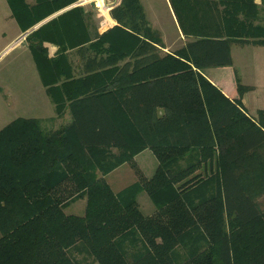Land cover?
<instances>
[{
    "label": "trees",
    "instance_id": "16d2710c",
    "mask_svg": "<svg viewBox=\"0 0 264 264\" xmlns=\"http://www.w3.org/2000/svg\"><path fill=\"white\" fill-rule=\"evenodd\" d=\"M70 1L8 0L26 27ZM170 2L179 20V8L194 7ZM202 7V32L181 21L194 38L171 53L140 0H121L116 25L92 38L71 28L81 8L27 36L57 118L70 120L52 128L54 120L17 117L0 129V264H75L69 251L79 247L100 264H238L234 245L247 233V256L264 264V209L241 176L264 168V110L250 117L248 86L237 81L231 99L199 71L231 65L233 42L264 44V0ZM82 17L90 29L91 14ZM44 40L57 42L55 57ZM69 48L82 60L77 75ZM145 148L158 161L151 176L133 159ZM124 162L137 179L114 191L105 175ZM141 191L154 212L140 209ZM78 198L83 214L66 212Z\"/></svg>",
    "mask_w": 264,
    "mask_h": 264
},
{
    "label": "crops",
    "instance_id": "0c3cea01",
    "mask_svg": "<svg viewBox=\"0 0 264 264\" xmlns=\"http://www.w3.org/2000/svg\"><path fill=\"white\" fill-rule=\"evenodd\" d=\"M112 1L114 3V6L110 9L109 15L107 17V21L110 25L107 28L101 29L98 27V22L95 18V8L91 0H83V2H81L80 0H71L66 5L53 10L47 16L43 17L39 21L27 27L23 26L18 21L16 16L13 14L12 8L8 0H0V59L5 58L15 49H18L17 54L13 55V60H11V63L12 61H14V59L15 61L17 59V61L22 66H24L27 71H30L31 59H32L36 73L39 76L40 82L42 83L37 63L35 61L32 50L29 47L27 36L30 33H32L34 30L42 26L43 24L58 17L64 12L72 10L74 8H81L82 11L81 14L79 15L77 25L76 26L73 25L71 26V28H73V31H76L80 36H83V34L88 33L91 35L92 38L95 33V30L99 34H101L107 29L116 25L117 22L112 18L111 11L112 9H114L116 6L119 5L121 0H112ZM189 1L190 3H192V6L194 1H196L195 3L198 5L194 6L193 9L190 11L187 8H182V9L179 8V12L181 15L180 17L181 19L179 20L170 0H164L168 9V16H169L168 18H166L167 20L166 25L170 28V32L172 33L171 37H169L166 34L164 25L160 24V21H162L160 16H158V14L154 11L156 0H140L150 26L156 29L161 36L163 42V47H162L163 52L171 53L172 51H175L183 47L189 40L194 38L193 35L183 32L182 25L180 24L181 21L183 22L185 28L194 29L202 32V0H189ZM260 1L261 0H254V2L257 4H259ZM26 2L33 3L34 0H26ZM82 13L91 14L92 25L91 27H89L90 29H88V26L87 28L85 27L86 24L84 18L82 17ZM192 18L194 19V22L196 20L198 21L195 23H191V21H193ZM211 24L212 23H209V25ZM42 44L46 50L47 57H55L57 55L58 44L56 41L44 40ZM250 49L252 50V52L249 53L248 51H246ZM67 53L69 56V60L71 61V64L74 69V75H77L80 72V68L82 67L81 57L77 54V52H75V49L73 48H69L67 50ZM230 53L232 58L231 65L210 66V67L202 68L199 71L213 85H215L218 89H220L223 94H225L227 97L231 99L238 97L237 81H239L243 85L248 86V89L242 95L241 102L247 115L255 118L257 117L259 110H264V99L258 97V95L255 94L254 95L252 94V97L250 96V94L256 90L261 89L262 91H264V44H254L252 42H242V43L233 42L230 46ZM6 66L7 65H3L2 69L3 70L7 69ZM1 75H2V71L0 73V76ZM0 81H1L0 89L2 90L6 89V91L8 92L6 96L7 98L4 99L2 102L5 104L8 102L13 103L14 101L13 88L9 87L8 84L5 85L2 80ZM42 85L44 86V91L47 94L45 85L43 83ZM146 149L150 150L153 153V151L150 148H145L140 152L136 153L133 158L135 164L138 165L142 171H143L142 166L139 164L137 157L142 151ZM126 163L130 164L129 162H124L105 175L106 181L110 184V186L114 191H118L124 188L125 186L120 189H114L110 181L107 179V176L119 170V168H121ZM142 173H144V175L146 176L152 175L151 172L150 173L142 172Z\"/></svg>",
    "mask_w": 264,
    "mask_h": 264
},
{
    "label": "rangeland",
    "instance_id": "374dc122",
    "mask_svg": "<svg viewBox=\"0 0 264 264\" xmlns=\"http://www.w3.org/2000/svg\"><path fill=\"white\" fill-rule=\"evenodd\" d=\"M188 1V0H187ZM205 1H215V0H202ZM194 1L193 6H197L198 4ZM209 4V3H208ZM209 6L205 5V10L203 14L206 16H210L209 14ZM203 8V7H202ZM154 11L160 16L161 20L160 24L164 25L166 30V34L171 37L172 33L170 32V28L166 25L168 18V9L164 2V0H156ZM109 14V12H108ZM261 22H264V11L260 12ZM95 18L97 22L102 21V15L95 11ZM191 19V18H190ZM203 19V18H202ZM191 23H195L194 19ZM190 22V21H189ZM209 22H211L209 20ZM167 28V29H166ZM254 49V48H253ZM235 50V48H234ZM11 51V50H10ZM249 53L252 50H246ZM245 51V52H246ZM18 49H15L12 53L8 54L5 58L0 59V73L2 71V75L0 76V80L4 82V84H8L9 87L13 88L14 91V101L3 103L2 101L6 99L8 92L6 89H0V129L9 123L11 120L17 117H35L42 118L44 120H54L56 121L48 127H58L60 124H64L70 120V115L66 112L62 117L57 118V115L54 110V104L51 101L50 97L45 93L44 86L40 82L39 76L36 73L33 60L31 59V68L30 71H27L24 66H22L16 59L13 60V55L17 54ZM244 52V51H243ZM261 52V51H260ZM9 53V52H7ZM259 53V52H258ZM3 65H7V69H2ZM14 65V66H13ZM1 83V81H0ZM258 95L264 99V91L256 90L250 94ZM55 124V125H54ZM137 160L139 164L142 166L143 171L145 173H150L155 170L157 165V160L154 154L146 149L142 151ZM243 182L247 188V190L255 197L256 201L260 205L261 209H264V168L252 171H246L241 174ZM107 179L110 181L111 185L114 189H120L137 179V174L135 172V168L131 164H124L119 170L114 172L113 174H109ZM137 200L140 206V209L145 214H150L154 211V204L149 198L148 194L145 191H141ZM85 206V199L78 198L76 201L70 203L65 211L68 213H76L83 214ZM228 220V221H227ZM229 219L226 218L227 229H233L229 226ZM260 236L264 238V226L259 225ZM254 233V231H252ZM250 233L246 235L238 234L237 241L234 245V253L237 256L238 264H253V262L249 259L246 253V244L247 240L251 238L249 236ZM249 236V237H247ZM247 237V238H246ZM246 239V242H245ZM253 245H260V241ZM70 255L75 259V264H100L95 261L93 257L86 252L82 247L76 250H70Z\"/></svg>",
    "mask_w": 264,
    "mask_h": 264
},
{
    "label": "built area",
    "instance_id": "2783aa9c",
    "mask_svg": "<svg viewBox=\"0 0 264 264\" xmlns=\"http://www.w3.org/2000/svg\"><path fill=\"white\" fill-rule=\"evenodd\" d=\"M83 2V0H80ZM95 11L102 15V21L100 20L98 23V27L103 29L107 28L110 24L107 21L108 12L110 9L114 6V3L112 0H91Z\"/></svg>",
    "mask_w": 264,
    "mask_h": 264
}]
</instances>
